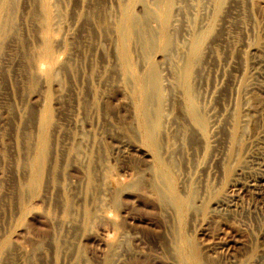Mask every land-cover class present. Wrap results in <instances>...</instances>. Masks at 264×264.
<instances>
[{"label":"rangeland","instance_id":"374dc122","mask_svg":"<svg viewBox=\"0 0 264 264\" xmlns=\"http://www.w3.org/2000/svg\"><path fill=\"white\" fill-rule=\"evenodd\" d=\"M0 264H264V0H0Z\"/></svg>","mask_w":264,"mask_h":264},{"label":"bare ground","instance_id":"6f19581e","mask_svg":"<svg viewBox=\"0 0 264 264\" xmlns=\"http://www.w3.org/2000/svg\"><path fill=\"white\" fill-rule=\"evenodd\" d=\"M131 1V0H130ZM133 2V1H132ZM131 2V3H132ZM153 2V1H152ZM162 2V1H161ZM147 3H151V2H147ZM165 3V2H164ZM127 4V3H126ZM134 4V3H133ZM146 4V3H145ZM153 4V3H152ZM163 4V3H162ZM130 5H132V4H130ZM158 5V4H157ZM164 5V4H163ZM162 5V6H163ZM160 6V5H159ZM124 7H125V5H124ZM154 7V6H153ZM164 7V6H163ZM150 8V7H149ZM156 7H154L153 9H155ZM126 9V8H125ZM134 9V8H133ZM151 10H152V7H151ZM157 10H158V8H157ZM123 11V10H122ZM133 11V10H132ZM144 11H146V9L144 10ZM150 11V10H149ZM149 11H148V13H149ZM153 11V10H152ZM155 11V10H154ZM153 11V12H154ZM164 11V10H163ZM147 12V11H146ZM153 12H150V13H152L153 14ZM147 13V14H148ZM135 14V13H134ZM162 15V14H161ZM134 16V15H133ZM136 16V15H135ZM154 16V15H153ZM158 16V15H157ZM174 16V15H173ZM145 17V19H146V16H144ZM143 17V18H144ZM148 18V17H147ZM153 18V17H152ZM155 18V17H154ZM158 18V17H157ZM162 18V17H161ZM172 18H174V17H172ZM132 19H134L133 17H132V15L131 14H128V16L125 18V20H124V22H125V24H127L128 22H130V21H132ZM137 19V18H136ZM151 19V18H150ZM156 19V18H155ZM158 20V19H157ZM138 21H139V19H138ZM145 21V20H144ZM172 21V20H171ZM174 21H175V18H174ZM4 22V21H3ZM150 22H151V20H150ZM155 22H160V21H155ZM170 23H172V22H170ZM137 24V23H136ZM142 24V23H141ZM140 24V25H141ZM157 24H159V23H157ZM173 24V23H172ZM134 25V24H133ZM159 25H161V24H159ZM176 25V24H175ZM174 25V26H175ZM158 26V25H157ZM178 26V25H177ZM184 26V25H183ZM134 27H136V26H133V28ZM141 27V26H140ZM147 27V26H146ZM127 28V27H126ZM138 27H136V29H137ZM142 28V27H141ZM167 28V27H166ZM140 29V28H139ZM143 29V28H142ZM160 29H162V28H160ZM131 30V29H130ZM145 30V29H144ZM152 30V29H151ZM161 31V30H160ZM171 31H172V29H171ZM147 32V31H146ZM148 32H149V30H148ZM136 33V32H135ZM200 33V32H199ZM137 34V33H136ZM146 34V33H145ZM148 34V33H147ZM146 34V35H147ZM155 34V33H154ZM171 34V33H170ZM150 35V34H149ZM202 35V34H201ZM141 36V35H140ZM156 36H157V33H156ZM173 36V35H172ZM196 36V35H195ZM147 37V36H146ZM145 37V38H146ZM151 37V36H150ZM153 37V36H152ZM155 37V36H154ZM200 37V36H199ZM122 38V37H121ZM120 38V39H121ZM156 38V37H155ZM196 38V37H195ZM126 39V38H125ZM137 39V38H136ZM152 39V38H151ZM202 39V38H201ZM191 40H192V38H191ZM197 40V39H196ZM200 40V39H199ZM127 41V40H126ZM193 41V40H192ZM195 42V41H194ZM200 42V41H199ZM153 43H154V41H153ZM197 43V42H196ZM199 44V43H198ZM192 45V44H191ZM193 46H194V44H193ZM197 46V45H196ZM118 47H121V46H118ZM123 47H124V53H126V54H128V48H127V43L126 44H124L123 45ZM151 47V46H150ZM203 47V46H202ZM130 48V47H129ZM192 48V47H191ZM131 49V48H130ZM184 49V48H183ZM120 50H121V48H120ZM123 50V49H122ZM132 50V49H131ZM130 50V51H131ZM170 50V49H169ZM118 51H119V49H118ZM167 51V50H166ZM191 50H189V52H190ZM194 51L197 53V49H196V47H195V49H194ZM198 51H199V46H198ZM200 51H202V50H200ZM120 53H121V51H120ZM165 53V52H164ZM192 53V52H191ZM130 54H131V52H130ZM194 54V53H193ZM111 55V54H110ZM124 55V54H123ZM122 55V56H123ZM198 55H199V53H198ZM132 57V56H131ZM197 57V56H196ZM122 60H123V57H122ZM129 60H130V58H129ZM183 60V59H182ZM194 60V59H193ZM192 60V61H193ZM134 61H136V60H134ZM122 62V61H121ZM130 62V61H129ZM183 62V61H182ZM181 62V63H182ZM138 62L136 61V64H137ZM155 63V62H154ZM195 63V62H194ZM129 64V63H128ZM135 64V63H134ZM191 64H192V62H191ZM124 65V64H123ZM139 66H140V64H138ZM184 65H188L186 62H184ZM126 66V65H125ZM128 67V66H127ZM131 67V66H130ZM135 67H137V66H135ZM141 67V66H140ZM182 67V66H181ZM190 67H191V65H190ZM129 68V67H128ZM181 69V68H180ZM179 69V70H180ZM184 70V69H183ZM124 71V70H123ZM130 71V70H129ZM148 71V70H147ZM191 71H192V69H191ZM190 71V72H191ZM127 72V71H126ZM150 72V71H149ZM139 74H140V72H139ZM148 73H146V75H147ZM153 74V73H152ZM179 74H180V72H179ZM188 74H189V72H188ZM182 75H184V74H182ZM159 76V75H158ZM181 76V75H180ZM138 77V76H137ZM136 77V78H137ZM160 77V76H159ZM188 77V76H187ZM184 78V77H183ZM95 79V78H94ZM152 79V78H151ZM164 79V78H163ZM148 80V79H147ZM185 80H186V78H185ZM168 81V80H167ZM137 82V81H136ZM141 83L140 84H142L141 85V89L143 90V83H142V81H140ZM153 82V81H152ZM155 82V81H154ZM147 83H149V82H147ZM187 84V83H186ZM147 85V84H146ZM145 85V86H146ZM151 87V86H150ZM157 87V86H156ZM186 87V86H185ZM154 88V87H153ZM190 88V87H189ZM140 89V88H139ZM149 89V88H148ZM187 89H188V87H187ZM151 90H152V88H151ZM155 91V89L153 90V92ZM185 91H186V89H185ZM192 91V90H191ZM140 92H141V90H140ZM146 93V92H145ZM152 93V92H151ZM151 93L149 94V95H151ZM156 93V92H155ZM161 93V92H160ZM141 94H143V93H141ZM147 94V93H146ZM145 97H146V95L145 94H143ZM164 95V94H163ZM140 96V95H139ZM154 96V95H153ZM184 96H186V95H184ZM156 97V96H155ZM142 98V97H141ZM150 98V97H149ZM166 98V97H165ZM153 99H155V98H153ZM141 100V99H140ZM144 100V99H143ZM142 101V100H141ZM152 101V100H151ZM155 101H157V100H155ZM166 101V100H165ZM164 101V102H165ZM188 101V100H187ZM187 101H185V102H187ZM142 103V102H141ZM151 103V102H150ZM156 103V102H155ZM161 103V102H160ZM148 104V103H147ZM153 104V103H152ZM151 104V105H152ZM163 104V103H162ZM146 105V104H145ZM150 105V106H151ZM188 108H187V110L189 111V114L190 115H192V117L194 118V119H196L197 121L199 120V117H198V111L196 110V103L193 101V97L191 96V94H189V102H188ZM146 107V106H145ZM144 107V105H143V103H142V105L140 104V109H139V114H141V117H142V122L140 123V124H142V127L144 128L143 130H146V132H144L145 133V136L148 138V139H152V136H153V131H155V127H152L151 128V126L148 124V120L151 118V115H150V113L147 111V109ZM148 107V106H147ZM184 107H186V105L184 106ZM136 108V107H135ZM151 108H152V106H151ZM156 108V107H155ZM160 109V108H159ZM161 110H159V112H160ZM163 111V110H162ZM162 111H161V113H162ZM153 112V111H152ZM164 114H165V111H164ZM138 114H136V116H137ZM200 115V114H199ZM154 116L155 115H153V118H154ZM158 116V115H157ZM161 116V115H160ZM159 116V117H160ZM138 117H140V116H138ZM137 117V118H138ZM191 118V117H190ZM157 119V118H156ZM135 120H136V118H135ZM152 120V119H151ZM159 120V119H158ZM163 120V119H162ZM162 120L161 121H159V122H161L162 123ZM196 120H195V123H196ZM200 120H201V118H200ZM140 121V120H139ZM159 122H158V124H159ZM151 123V122H150ZM200 123V122H199ZM202 123V122H201ZM160 125V124H159ZM141 126V125H140ZM158 126V125H157ZM156 126V127H157ZM163 126V125H162ZM163 128V127H162ZM141 129V128H140ZM161 130V129H160ZM156 136V135H155ZM159 136V135H158ZM155 138V137H154ZM147 139V140H148ZM159 139V138H158ZM146 140V141H147ZM150 140H148L149 142H150ZM161 140V139H160ZM153 141H154V139H153ZM158 141V140H157ZM152 142V141H151ZM148 143V142H147ZM153 143V142H152ZM154 145V144H153ZM152 145V146H153ZM158 146V145H157ZM154 147V146H153ZM160 147V146H159ZM155 148V147H154ZM156 149V148H155ZM153 152H155V151H153ZM156 153V152H155ZM159 153V152H158ZM156 155V154H155ZM159 156H161V155H159ZM162 157H164V156H162ZM161 157V158H162ZM160 158V157H159ZM163 159V158H162ZM165 160V159H164Z\"/></svg>","mask_w":264,"mask_h":264},{"label":"clouds","instance_id":"9594fccd","mask_svg":"<svg viewBox=\"0 0 264 264\" xmlns=\"http://www.w3.org/2000/svg\"><path fill=\"white\" fill-rule=\"evenodd\" d=\"M104 215L107 217V218H109V219H112V220H116V215H115V213L112 211V210H106L105 212H104Z\"/></svg>","mask_w":264,"mask_h":264}]
</instances>
